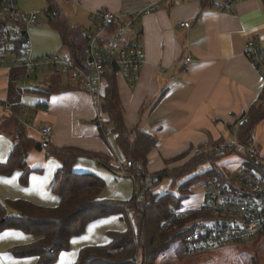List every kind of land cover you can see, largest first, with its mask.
Instances as JSON below:
<instances>
[{"label":"crops","instance_id":"0c3cea01","mask_svg":"<svg viewBox=\"0 0 264 264\" xmlns=\"http://www.w3.org/2000/svg\"><path fill=\"white\" fill-rule=\"evenodd\" d=\"M156 1L59 0L57 5L68 22L79 28L93 26L91 12L98 8L117 12L126 20L136 19L137 30L130 31V40L140 47L144 63L133 81L122 72L115 73V79L125 127L130 130L137 126L157 139L145 163L146 170L150 169L148 172L152 173L164 168H155L152 164L156 160L165 164L188 150L218 149L231 141H238L236 133L245 120L244 114L257 101L264 85V57L257 65L246 54L249 41L264 49L263 0H241L234 3L230 11L205 9L196 0H161L157 5ZM149 7L150 11L145 12ZM184 22L189 25L184 26ZM31 50L33 54L32 45ZM65 54H69L67 49ZM42 72L45 81L31 89L38 93V99L29 107L35 111L32 122L26 115L28 111L22 97V107L16 110L25 132L42 142L45 140L41 138L39 128L47 126V141L51 144L107 154L111 166L123 165L125 159L115 134L103 137L99 133L91 95L60 73ZM103 83L106 86L107 81ZM8 87L9 72L0 68V124L12 114L10 106L7 110L1 107L7 99ZM103 117L104 121L108 119L106 113ZM6 126L0 125V163L7 160L15 139L13 130ZM242 159L243 156L229 154L221 157L217 165L229 176L239 168ZM25 163L31 168L26 184L19 181L21 169L16 168L8 175L0 173V203L23 199L44 207L56 206L58 196L51 185L54 173L60 167L58 159L47 155L44 149L31 148L25 156ZM73 169L92 173L104 181L99 194L101 199L125 201L134 194L133 180L129 176L115 173L128 180L123 183L120 176L114 177L109 168L97 164L92 157L78 155ZM162 182L154 187V191L162 193L167 185ZM175 192L172 190L171 193ZM188 195L190 193L185 195L181 204L195 209L202 202L203 194L194 206L189 202L191 200L184 201ZM126 227L119 214L93 220L80 235L71 237L69 248L60 252L51 264H73L82 247L107 244L109 232H123ZM82 236L83 241L71 246V241ZM35 240V236L22 230L2 229L0 264H36L35 256L15 257L10 252L13 246Z\"/></svg>","mask_w":264,"mask_h":264},{"label":"trees","instance_id":"16d2710c","mask_svg":"<svg viewBox=\"0 0 264 264\" xmlns=\"http://www.w3.org/2000/svg\"><path fill=\"white\" fill-rule=\"evenodd\" d=\"M48 1L50 4L45 13L49 24L58 31L62 46L78 64L84 66L86 43L80 34L81 28L72 26L68 22L54 0ZM25 76V69L22 67H13L9 71L8 94L4 103H8L11 107L12 114L7 120L12 123L15 139L7 160L0 163V173L8 175L16 168L21 169L19 181L21 184H26L31 171L25 163L27 152L31 148L44 149L47 155L54 156L60 162L51 185L52 191L58 196V203L54 207L36 205L23 199L0 203V231L5 228H15L36 237V240L30 244L13 246L10 249L11 254L15 257L35 256L36 264H51L60 252L68 249L72 236L81 234L89 222L111 214H119L125 220L127 224L125 231L109 232L110 241L107 244L82 247L73 264H154L157 256L169 244L178 242L181 246L187 233L208 214L191 211L182 218L173 216L171 210L181 204L186 192L184 196H176L168 192L156 195L155 192L146 189L142 200H138L134 194L125 201L101 199L99 194L104 187V181L92 173L75 171L73 169L75 159L78 155H87L113 171L118 172L119 168L111 166L107 154L73 146L57 147L48 141H37L28 135L24 125L16 116V110L22 107L21 97L26 91L25 87L20 85L21 79ZM106 81L102 109L108 119L97 123L99 133L103 137L110 133L115 134L116 143L125 159L123 165L125 172L136 171L138 169L136 162H140L144 168L147 154L155 147L157 139L137 126L130 130L125 127L115 74H106ZM51 89L50 87L49 91ZM244 115L245 120L239 125L236 135L238 142L247 146L255 126L264 119V85L257 101ZM105 127L109 128V132H105ZM216 152V155L221 157L229 154L245 156L232 144L215 149ZM248 165L259 172L264 167L258 160L253 159ZM155 173L157 180L153 186L165 177L174 176L166 168ZM210 173L212 174L206 176L205 180L216 176L222 183H231L228 174L217 166L210 170ZM190 183L191 180L183 183L185 190ZM6 208L11 211H7ZM258 238L255 237L254 240ZM179 250L181 252L180 248Z\"/></svg>","mask_w":264,"mask_h":264},{"label":"built area","instance_id":"2783aa9c","mask_svg":"<svg viewBox=\"0 0 264 264\" xmlns=\"http://www.w3.org/2000/svg\"><path fill=\"white\" fill-rule=\"evenodd\" d=\"M160 1L157 0L156 5ZM196 1L205 9L230 11L233 4L241 0ZM91 18L93 26L80 29L86 43V62L82 66L70 54L53 52L34 56L28 28L37 24L36 12L22 10L17 0H0V68L9 72L13 67H22L26 76L33 71H53L64 75L91 95L96 110L95 121L101 123L105 114L102 98L106 74L127 73L133 81L137 78L144 58L138 44L130 40V31L137 30L135 18L126 20L121 14L105 8L93 10ZM183 25L187 27L189 23L184 22ZM248 46L250 48L246 54L259 65V60L264 57V49L253 46L252 41L248 42ZM3 108L9 109V104ZM104 129L109 132V128ZM39 132L41 138L47 141L49 127L41 126ZM230 144L245 154L231 178L232 183H222L215 177L207 179L203 183L204 196L198 207L188 209L180 204L171 210L172 215L179 218L191 211L208 214L185 236L180 246L183 253L194 254L264 236V167L259 172L248 165L253 159L264 166V156L256 148L245 147L236 140ZM140 165L137 163L138 169L128 173L124 172L123 165L118 167L119 173L133 180L134 195L138 200L144 199L145 190L151 189L157 180L154 173L139 168Z\"/></svg>","mask_w":264,"mask_h":264},{"label":"rangeland","instance_id":"374dc122","mask_svg":"<svg viewBox=\"0 0 264 264\" xmlns=\"http://www.w3.org/2000/svg\"><path fill=\"white\" fill-rule=\"evenodd\" d=\"M17 3L22 10L35 11L37 14V26L30 27V29H28L29 30L28 35L32 43L31 45L33 48V54L35 56L36 55L40 56L46 53L48 54L53 52H59L62 54L66 53V48L61 46V41L58 31L49 24L48 16L45 13L46 8L50 4L49 1L48 0H17ZM55 4L58 5L59 0H57ZM42 49H46V50H42ZM44 75L45 73L42 71L39 72L33 71L30 72L29 76L23 77L20 81V85H22L26 89L25 93L22 96V100L24 102V105L26 106L25 107L26 110L28 111L26 115L29 117L31 122H32V116L34 115L35 111L30 110V108L31 105H33L36 102V99H38L37 97L38 93L35 94V92L31 91V89L33 88L34 85L42 84L45 81ZM1 104H3L4 106L5 103H1ZM23 116L26 119L25 114ZM4 120L5 121L4 122L2 121L0 125L1 126L7 125L8 127L11 128V130H13L12 123L7 119ZM35 134L37 135V133ZM232 142L233 141H231V143ZM225 146L226 145L222 147ZM245 147L256 148L264 156L263 120L260 121L255 126L253 130L252 138L248 141V145L247 146L245 145ZM216 154L217 152L215 153L214 148L213 149L197 148L192 152H189L188 150L185 153H180L174 156V158L170 159L168 163L165 162V164L163 161L162 162L161 161L158 162L157 160L154 161V164L152 165L155 168L164 167L168 169L170 172H172V174H174L173 177H165L162 179L163 181L162 183L167 182L166 183L167 185L163 187L164 190H162L161 192L171 193L172 190H175L176 192L174 195L176 196H184V192H186V194L190 193V195L186 196L184 201L187 202L188 200H191L189 202H191L192 205L193 204L195 205L198 202L199 198L202 197V194L204 196V191H205V187L203 183L201 186H198L200 185L199 183L205 180L206 176L212 174L210 173V170H213V168H216V166L218 167V165L216 164H219V159L221 156ZM95 162L99 164L96 160ZM136 163L141 164L140 162H136ZM152 165L149 164L150 167ZM143 169L147 171L145 167ZM149 170L150 169H148V171ZM111 171L113 172L112 174L115 173L119 174V172L117 171H113V170ZM236 171L234 173L232 172L231 174H229V178H232L235 175ZM113 176L116 178L120 176L119 178L120 180L123 181V183L124 181H128L121 175L116 176L115 174ZM197 176L198 177L201 176V177L197 179L196 178ZM187 180H191V183L187 187V190H185L186 187L183 185V183ZM155 186H153L150 189L151 192H155L156 195L162 194L160 192L154 191ZM195 186L196 188H192ZM108 189H111V185H108ZM258 237L259 238L256 240L252 238L245 242L227 244L221 247L200 251L194 254H186L180 252L179 243L173 242L169 244L164 250L161 251V253L157 256L154 264H264V236H258ZM83 238L84 237L82 236L79 240L71 241V246L77 245L78 242L83 241Z\"/></svg>","mask_w":264,"mask_h":264}]
</instances>
